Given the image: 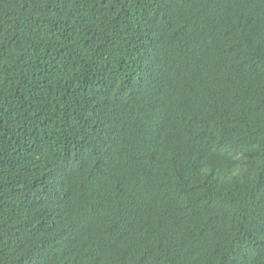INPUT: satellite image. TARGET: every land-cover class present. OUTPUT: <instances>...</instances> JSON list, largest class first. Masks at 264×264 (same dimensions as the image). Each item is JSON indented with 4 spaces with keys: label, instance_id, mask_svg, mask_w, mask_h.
Wrapping results in <instances>:
<instances>
[{
    "label": "trees",
    "instance_id": "16d2710c",
    "mask_svg": "<svg viewBox=\"0 0 264 264\" xmlns=\"http://www.w3.org/2000/svg\"><path fill=\"white\" fill-rule=\"evenodd\" d=\"M0 264H264V0H0Z\"/></svg>",
    "mask_w": 264,
    "mask_h": 264
}]
</instances>
